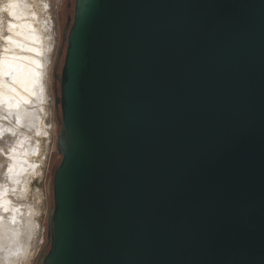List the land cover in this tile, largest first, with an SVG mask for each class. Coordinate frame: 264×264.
<instances>
[{
    "label": "water",
    "instance_id": "water-1",
    "mask_svg": "<svg viewBox=\"0 0 264 264\" xmlns=\"http://www.w3.org/2000/svg\"><path fill=\"white\" fill-rule=\"evenodd\" d=\"M37 264H264V0H75Z\"/></svg>",
    "mask_w": 264,
    "mask_h": 264
},
{
    "label": "bare ground",
    "instance_id": "bare-ground-1",
    "mask_svg": "<svg viewBox=\"0 0 264 264\" xmlns=\"http://www.w3.org/2000/svg\"><path fill=\"white\" fill-rule=\"evenodd\" d=\"M0 1V264H28L40 247V199L26 198L48 135L52 2Z\"/></svg>",
    "mask_w": 264,
    "mask_h": 264
},
{
    "label": "rangeland",
    "instance_id": "rangeland-1",
    "mask_svg": "<svg viewBox=\"0 0 264 264\" xmlns=\"http://www.w3.org/2000/svg\"><path fill=\"white\" fill-rule=\"evenodd\" d=\"M1 2V1H0ZM52 17L54 22V45L51 54L52 64L48 71V91L50 96V105L46 124L48 135L42 139L40 157L37 158L39 164V174L31 183V193L26 198V202L34 203V192L38 193L40 203V214L36 219L39 236L37 242L40 247L36 249L35 255L28 264H37L42 251H49L48 230H49V212L53 202V179L56 168L62 160L57 150L58 133L60 126L58 120L62 118L61 105L56 106V98L61 95V87L56 74L61 78L62 69L65 62L67 50V36L72 26L75 13V0H51ZM0 3V12H2ZM39 160V161H38Z\"/></svg>",
    "mask_w": 264,
    "mask_h": 264
}]
</instances>
